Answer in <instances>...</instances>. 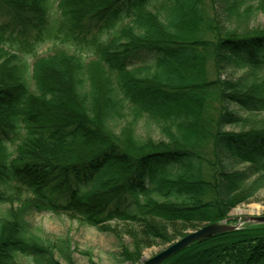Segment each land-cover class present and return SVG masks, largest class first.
Masks as SVG:
<instances>
[{
  "label": "trees",
  "instance_id": "16d2710c",
  "mask_svg": "<svg viewBox=\"0 0 264 264\" xmlns=\"http://www.w3.org/2000/svg\"><path fill=\"white\" fill-rule=\"evenodd\" d=\"M0 4L13 14L0 23V264H74L30 213L126 234L120 260L137 261L177 223L217 222L264 189V0ZM258 15L261 29L237 33ZM161 264H264V224Z\"/></svg>",
  "mask_w": 264,
  "mask_h": 264
},
{
  "label": "rangeland",
  "instance_id": "374dc122",
  "mask_svg": "<svg viewBox=\"0 0 264 264\" xmlns=\"http://www.w3.org/2000/svg\"><path fill=\"white\" fill-rule=\"evenodd\" d=\"M13 18V14L0 4V23L9 21ZM263 24V16L258 15L250 24L237 29V33L255 31L261 29ZM234 26H228V29H233ZM50 43L42 44L38 48V53L44 54L48 52ZM224 77H234L237 75L233 70L224 72ZM137 127V131L141 135L150 134L154 137H159V134L152 126ZM226 129L237 130V127L226 126ZM253 207V208H251ZM264 214V189L261 190L255 199L248 202L240 203L232 207L227 216L217 222L237 224L238 228L248 227L250 225H260L248 220L249 215ZM27 219L31 224V228L35 231L45 242H54L59 239H65L69 244L71 251V258L74 264H89V259L99 264H141L145 259L154 255L164 247L184 236L185 234L203 226L206 223H200L196 226H190L184 223H177V232L172 240L168 242L156 241L154 244L145 246L141 251V256L137 261H121L119 252V240H122L126 245L129 243V236L126 234L116 235L114 232H101L96 227L81 224L76 219L68 217L64 213L54 214L49 212H34L27 214ZM111 227L118 230L119 234L123 232L124 224L111 221ZM58 258V254H56ZM18 260L20 264H36L30 256L19 255ZM62 263L65 260L59 258ZM166 260V259H165Z\"/></svg>",
  "mask_w": 264,
  "mask_h": 264
},
{
  "label": "water",
  "instance_id": "95a60500",
  "mask_svg": "<svg viewBox=\"0 0 264 264\" xmlns=\"http://www.w3.org/2000/svg\"><path fill=\"white\" fill-rule=\"evenodd\" d=\"M248 220L254 223L264 224V214L262 215H249ZM238 227L237 224H229V223H222V222H209L204 224L203 226L185 234L184 236L176 239L162 250L158 251L154 255L150 256L149 258L145 259L141 264H161L165 259L171 256L176 251L182 249L189 243L210 237L215 233H219L222 231L233 230Z\"/></svg>",
  "mask_w": 264,
  "mask_h": 264
},
{
  "label": "bare ground",
  "instance_id": "6f19581e",
  "mask_svg": "<svg viewBox=\"0 0 264 264\" xmlns=\"http://www.w3.org/2000/svg\"><path fill=\"white\" fill-rule=\"evenodd\" d=\"M251 208H253V207H251Z\"/></svg>",
  "mask_w": 264,
  "mask_h": 264
}]
</instances>
